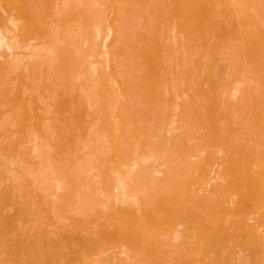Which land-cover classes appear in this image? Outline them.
I'll return each mask as SVG.
<instances>
[{"label":"bare ground","instance_id":"bare-ground-1","mask_svg":"<svg viewBox=\"0 0 264 264\" xmlns=\"http://www.w3.org/2000/svg\"><path fill=\"white\" fill-rule=\"evenodd\" d=\"M0 264H264V0H0Z\"/></svg>","mask_w":264,"mask_h":264}]
</instances>
